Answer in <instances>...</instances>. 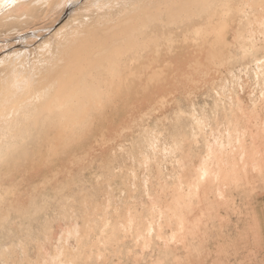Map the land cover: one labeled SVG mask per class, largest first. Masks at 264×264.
<instances>
[{
    "label": "bare ground",
    "instance_id": "1",
    "mask_svg": "<svg viewBox=\"0 0 264 264\" xmlns=\"http://www.w3.org/2000/svg\"><path fill=\"white\" fill-rule=\"evenodd\" d=\"M209 80L214 108L189 114L205 160L195 168L182 143L167 142L159 163L186 167L162 176V209L110 217L99 252L79 249L73 264H97L103 253L108 264H219L229 245L222 212L244 207L253 225L239 239L247 244L251 233L261 243L248 206L264 192V119L254 118L255 140L227 157L212 145L239 132L240 90L251 88L248 99L264 108V0H0V260L7 248L39 244L51 225L47 204L75 197L96 155L136 120Z\"/></svg>",
    "mask_w": 264,
    "mask_h": 264
},
{
    "label": "rangeland",
    "instance_id": "2",
    "mask_svg": "<svg viewBox=\"0 0 264 264\" xmlns=\"http://www.w3.org/2000/svg\"><path fill=\"white\" fill-rule=\"evenodd\" d=\"M235 71L237 74V69ZM216 78L214 82H217V88L224 89L228 72L224 71L223 75L219 74ZM212 80L205 86H200L193 97L180 98L178 103L174 99L177 104L171 102V106L168 105L161 115H153L143 121L136 120L133 128L125 131L121 142H112L104 154L96 155L97 160L85 174L86 178L81 176V181L74 186L75 197H71V200L60 198L47 204L46 216L51 225L40 235L39 244L29 245L25 252L7 248V256L0 260V264H73L79 249H90L92 254L99 252L97 232L100 228L103 229L110 217L124 222L131 213L134 216L141 215L143 210L155 213L156 209L160 211L166 203V186L162 176L171 177L175 170L186 167L182 161L174 159L168 160V163H159L157 157L167 142L182 143L185 162L192 158L195 168L205 160V156L201 155L203 148H193L189 114L193 110L197 113H211L215 101V93L210 89ZM250 89L245 87L239 91L241 101L235 112L239 132L234 138H224L218 144L212 145V150L223 153V157L234 151L243 138L249 142L254 141L256 130L259 128V125L254 124V118H260L258 123L264 119V108L254 105L248 99ZM139 114L136 112V119ZM221 117L220 119H223ZM193 153L198 156L195 157ZM259 181L264 182V176ZM231 194L232 192H227L228 201L232 199ZM238 195L240 193H233L232 196L239 201V205L242 202L241 196ZM170 200L173 201L172 198ZM208 202L209 200L204 206ZM248 208L256 210L257 232L261 235V243L252 244L251 233L249 243L244 244L239 239L243 229L247 228V225H253L249 215L253 210L248 212L249 209L244 207V211L239 209L238 214L223 211L222 214L227 215L230 221L222 230L221 237L222 241H228L229 245L226 250L227 257L224 256L219 264H264V192L256 195ZM226 209L227 207L222 208ZM173 224L175 229L179 227V221H174ZM102 256L97 264H108L106 253Z\"/></svg>",
    "mask_w": 264,
    "mask_h": 264
}]
</instances>
